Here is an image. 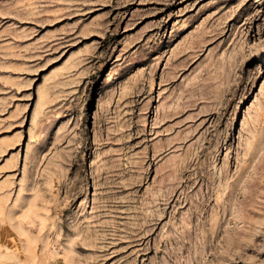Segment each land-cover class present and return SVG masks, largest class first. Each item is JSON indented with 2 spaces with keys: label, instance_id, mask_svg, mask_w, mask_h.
Masks as SVG:
<instances>
[{
  "label": "rangeland",
  "instance_id": "1",
  "mask_svg": "<svg viewBox=\"0 0 264 264\" xmlns=\"http://www.w3.org/2000/svg\"><path fill=\"white\" fill-rule=\"evenodd\" d=\"M0 264H264V0H0Z\"/></svg>",
  "mask_w": 264,
  "mask_h": 264
}]
</instances>
